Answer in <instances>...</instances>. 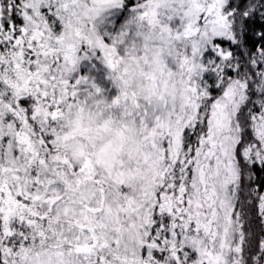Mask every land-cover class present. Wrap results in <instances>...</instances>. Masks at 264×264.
<instances>
[{
    "label": "snow or ice",
    "instance_id": "6c2138e0",
    "mask_svg": "<svg viewBox=\"0 0 264 264\" xmlns=\"http://www.w3.org/2000/svg\"><path fill=\"white\" fill-rule=\"evenodd\" d=\"M0 264H264V0H0Z\"/></svg>",
    "mask_w": 264,
    "mask_h": 264
}]
</instances>
